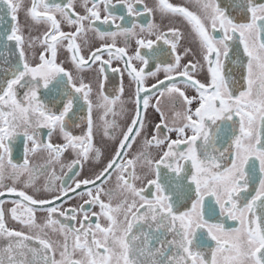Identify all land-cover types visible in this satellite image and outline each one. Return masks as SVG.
I'll return each mask as SVG.
<instances>
[{
  "label": "snow or ice",
  "instance_id": "6c2138e0",
  "mask_svg": "<svg viewBox=\"0 0 264 264\" xmlns=\"http://www.w3.org/2000/svg\"><path fill=\"white\" fill-rule=\"evenodd\" d=\"M191 5L81 0L78 13L75 0H30L27 6L0 0V240L6 242L0 264H264V0ZM21 11L31 25L20 23ZM157 13L182 18L196 49L186 47L181 55L180 29L161 31L151 19L139 30L155 39H137L134 56L115 46L117 36L125 44L137 36L136 18ZM98 23L115 30L101 31ZM38 25L45 30L34 37L31 27ZM90 31L102 42L94 49ZM160 41L168 47H154ZM61 49L77 74L99 64L95 103L91 85L58 62ZM169 55L173 59L165 63ZM187 56L194 59L182 63ZM114 59L135 83L131 115L123 85L116 95L106 90ZM164 97L182 110L166 115ZM149 108L160 116L152 131L146 127ZM70 125H83V134L75 135ZM97 128L114 145L107 159L93 142ZM41 129H48L49 140L40 137ZM57 129L62 142L53 144ZM20 149L22 162H14ZM85 164L98 167L79 179ZM7 196L14 199L6 209ZM73 197L83 202L65 207ZM38 212L44 213L39 221ZM7 216L19 230L7 225ZM49 231L62 241L50 239Z\"/></svg>",
  "mask_w": 264,
  "mask_h": 264
},
{
  "label": "flooded vegetation",
  "instance_id": "af4514ba",
  "mask_svg": "<svg viewBox=\"0 0 264 264\" xmlns=\"http://www.w3.org/2000/svg\"><path fill=\"white\" fill-rule=\"evenodd\" d=\"M55 2H62V0H55ZM155 2H156V0H144V4H146L149 7H152L155 4ZM169 2L173 3L174 5L188 6L190 9H192L191 0H169ZM258 2H260V0H258ZM24 3H25V6H27L30 3V0H24ZM113 3H115V0H113ZM223 4L225 6H227L228 0H223ZM137 7L140 8L141 6L138 5ZM75 11L78 13L83 12V9L81 7V0H75ZM101 15L103 16L102 11H101ZM117 15H119V13H117ZM129 19H132V18H129ZM149 19H151L155 24H157L161 31H165L169 27H176V28L180 29V31L183 34V39L178 45V51L180 52L181 55H183V50L186 47H191V48H193V50L196 49L197 45L193 41V39L190 35V26L182 18L173 17V16L165 17V16H162L158 13L153 15V16H147L145 14L139 18H136V23L138 26L135 29V31L137 33V36L136 37H129L127 44H125L123 36H117L115 39V46L116 47H126L128 55L134 56L135 50L138 47V45L136 43L137 39H139V38H143L145 40L155 39L154 36H149L147 32L141 33L139 30V25L144 24L146 26ZM20 23L22 25H31V22L25 17V14L23 11H21V13H20ZM117 23H120V21L117 20ZM97 26L101 29V31H113V30H115L114 27H110L109 25H104V24L98 23ZM124 26L125 27H131V23H126ZM44 30H45V27L43 25L33 26V27H31V35L34 37L40 36ZM63 30L68 31L69 29L65 25ZM28 35H29V28L26 27L25 28V36L27 37ZM87 39L89 40L90 47L92 49L99 47L102 43L98 38H96L93 31L88 32ZM78 42H80V41H78ZM107 42L113 43L111 38H109L107 40ZM233 43H238V41L233 42ZM161 46L162 47H168L167 45H163V41H160L157 45H154V47H161ZM39 50H40L39 45H37V48L35 49V51L38 52ZM148 51H149L148 49H142V54L147 53ZM88 52H89V48L84 47L83 48V54L88 55ZM103 58L105 60L108 58L107 53L104 54ZM198 58H199L198 56L195 57V59H198ZM172 59H173L172 56L169 55L166 58H164V62L165 63L171 62ZM190 59H194V57L187 56L183 59L182 63H187V61ZM58 62L62 63L63 66L67 70L73 71L74 75H78L79 77H81L83 79L84 83L91 85L92 90H93L91 96H92L93 103H95L97 93L99 92L100 79H102V77L98 78V76H97L96 70L99 68V64L94 65L92 68H84L77 74L73 68V65L70 62V54L65 49H61L59 51ZM133 64H134V66L139 67L140 61L133 60ZM112 69H120V71H117L114 73L112 71ZM106 76H107V82H106L107 93L112 94V95H116L117 94L116 89H118L121 84L123 85L124 91H123L121 98L125 102L124 107L128 110V115H131L132 110L134 109V104L131 102L130 98L134 99L135 83L128 76L127 71H124L123 62L120 60H117V59L112 60L110 66L107 67ZM160 78H163V73H160ZM200 78L203 79L202 76ZM152 83H155L154 79H149L147 81V84H149V85ZM241 90H243V89H241ZM187 94L189 96H191V95H194L195 93H194V90L188 89ZM237 94H238V92H237ZM152 103L153 104L156 103L155 99L152 100ZM160 106H161V109L164 111V113L166 115H169V116H171V113L173 111H180V110H182V107H183V105L181 103L177 102V104L175 105V108H173L171 101L167 97L162 98ZM116 107H117V111H119L120 105L117 104ZM93 115H94V118H96L100 115V112L94 109ZM111 118L112 117H109V119H111ZM76 119H77V122L79 123V120H80L79 113H78ZM116 119L118 120V122L121 125H124L126 123V119L124 117L117 116ZM159 122H160L159 114L155 111L154 108H149L148 113H147V124H146L148 131H152V129L154 128V125L156 123H159ZM97 123L98 124L100 123L99 120H97ZM83 127H84L83 125H81L79 127H75V126L70 125V130L75 135H82L83 134L82 133ZM94 132H95L94 141H93L94 145L96 147H100L104 150V156H105V159H107V157L110 155L111 148L114 147V145H113L112 141L109 140L107 137H103L102 128H97L94 130ZM39 135L45 141L49 140L48 129H41ZM168 135L170 136L171 139H176V133L175 132L168 133ZM50 139H51V142L53 144H60L62 142V138L59 134L58 129L52 133ZM135 150L136 149L134 147L131 151L135 152ZM71 156H72L71 151H68L67 153H65V157H64L65 162H67L68 159L71 158ZM22 158H23L22 149L17 150L16 153L14 154V162H22ZM36 160H37V162H39L40 158L37 157ZM95 167H98V166L92 165V164H85V166L82 169H78L80 171V176L78 178L79 179L90 178L92 176V173H93ZM189 167H190V165H189ZM55 171H56L57 176H60L63 174L61 172L59 165L55 166ZM64 171L66 172L67 169L65 168ZM5 183L11 184L12 181L6 180ZM43 183H44V175H41L37 181V186L42 187ZM59 183L60 182L57 180L56 181V187L57 188L59 187ZM107 186L112 187L113 185L109 184ZM17 187H22V184H17ZM4 199L6 201L5 208L7 209V208L12 207V204L10 203V201L12 199H14V197L7 196ZM82 202L83 201L80 200L79 198L73 197V199L68 201L64 206L65 207L76 206ZM188 204L190 206V201H188ZM97 210L98 209H96V208L92 209V211H97ZM37 217H38V221L42 220L44 217V213L38 212ZM6 221H7V225L9 227L16 228L18 230L20 229V225L17 222L13 221L10 218V216L6 217ZM94 222H95V220L93 218V223ZM228 224H229V226H235V223L232 221H229ZM48 236L52 240H61L62 241V237H60L59 235H57L51 231L48 232ZM4 243H6V242L3 240H0V245H3ZM57 258H59L58 254H57Z\"/></svg>",
  "mask_w": 264,
  "mask_h": 264
}]
</instances>
